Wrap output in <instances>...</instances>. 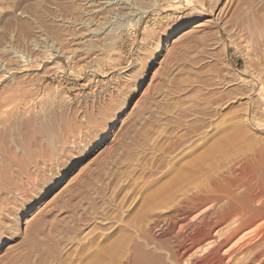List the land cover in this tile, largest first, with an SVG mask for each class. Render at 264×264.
<instances>
[{
	"label": "rangeland",
	"instance_id": "1",
	"mask_svg": "<svg viewBox=\"0 0 264 264\" xmlns=\"http://www.w3.org/2000/svg\"><path fill=\"white\" fill-rule=\"evenodd\" d=\"M254 154L264 0H0V264L166 256L163 220Z\"/></svg>",
	"mask_w": 264,
	"mask_h": 264
},
{
	"label": "bare ground",
	"instance_id": "2",
	"mask_svg": "<svg viewBox=\"0 0 264 264\" xmlns=\"http://www.w3.org/2000/svg\"><path fill=\"white\" fill-rule=\"evenodd\" d=\"M237 161L163 220L158 230L169 238L166 256L138 246L135 259L117 264H264V155ZM108 251L89 263L106 264Z\"/></svg>",
	"mask_w": 264,
	"mask_h": 264
}]
</instances>
